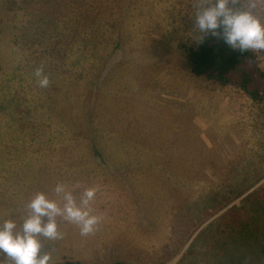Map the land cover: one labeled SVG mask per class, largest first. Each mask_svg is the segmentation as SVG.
Segmentation results:
<instances>
[{"label":"rangeland","instance_id":"rangeland-1","mask_svg":"<svg viewBox=\"0 0 264 264\" xmlns=\"http://www.w3.org/2000/svg\"><path fill=\"white\" fill-rule=\"evenodd\" d=\"M194 18L193 0H0V223L37 193L62 206L57 183L97 189L96 230L60 221L49 264H264V102L190 72Z\"/></svg>","mask_w":264,"mask_h":264},{"label":"clouds","instance_id":"clouds-1","mask_svg":"<svg viewBox=\"0 0 264 264\" xmlns=\"http://www.w3.org/2000/svg\"><path fill=\"white\" fill-rule=\"evenodd\" d=\"M259 5H264V0H193V28L202 34L197 42L203 43L211 36L241 53L264 52V22L256 14ZM34 75L41 88L49 86L43 66L37 67ZM53 191L62 198V206L44 193H37L27 205L29 214L20 217L19 224L13 217L0 223V254L5 257L0 264H49L53 249H42L45 242L62 238L60 221L77 225L82 236L96 230L101 217L94 215L90 207L96 188H86L79 203L63 183H57Z\"/></svg>","mask_w":264,"mask_h":264},{"label":"trees","instance_id":"trees-1","mask_svg":"<svg viewBox=\"0 0 264 264\" xmlns=\"http://www.w3.org/2000/svg\"><path fill=\"white\" fill-rule=\"evenodd\" d=\"M190 72L211 83L232 86L254 102H264V72L254 52L230 49L222 39L208 36L187 54ZM264 253V248H263ZM253 251H250V254ZM54 264H82L65 261ZM120 264V263H117Z\"/></svg>","mask_w":264,"mask_h":264}]
</instances>
